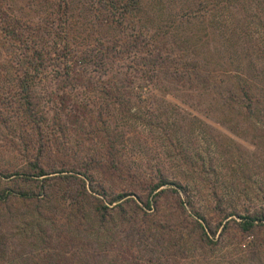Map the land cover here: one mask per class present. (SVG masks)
Instances as JSON below:
<instances>
[{
  "label": "trees",
  "instance_id": "trees-1",
  "mask_svg": "<svg viewBox=\"0 0 264 264\" xmlns=\"http://www.w3.org/2000/svg\"><path fill=\"white\" fill-rule=\"evenodd\" d=\"M144 1L148 0H0V115L12 110L24 116L20 125L42 130L46 118L39 109L36 86L50 77L58 83L60 99L54 125L62 129L64 114L77 128L101 134L108 158L59 162L54 171L58 174L50 177L49 168L35 162L17 173L25 187L1 188L0 210L12 218L23 205L30 216L26 224L42 227L47 222L50 227L46 224L42 244L29 251L7 250L0 228V264H122L125 253L157 234L145 222L151 217L154 195L161 192L178 201L176 210L163 219L169 234L175 232V249L181 250L187 242L184 236L190 237L194 230L205 243L211 232L215 235L205 215L186 214L184 206L192 201L180 198L182 190L187 192L185 185L162 175L142 178L117 160L111 124L116 126L128 111L133 98L128 97L132 95L128 86L135 80L176 92L194 106L203 104L207 115L264 148V47L254 55L250 37L254 23L264 38V20L256 12L264 13V0H243L249 4L251 19L229 38L222 32L220 15L240 0H199L194 9L186 7L175 16H169L168 0H149V5ZM239 32L245 34V48L237 47ZM79 88L100 93L102 103H81L75 105L78 112L73 111L68 94ZM192 91L190 98L184 97ZM224 137L230 153L238 149L232 138ZM89 168L108 173L106 182ZM124 170L129 178L122 176ZM114 182L123 185L118 193L108 184ZM47 183L55 188L52 199L45 190ZM239 217L237 225L243 232L264 226V211L246 210ZM218 225L225 228L227 222L221 218ZM130 236L131 242L124 243Z\"/></svg>",
  "mask_w": 264,
  "mask_h": 264
},
{
  "label": "rangeland",
  "instance_id": "rangeland-1",
  "mask_svg": "<svg viewBox=\"0 0 264 264\" xmlns=\"http://www.w3.org/2000/svg\"><path fill=\"white\" fill-rule=\"evenodd\" d=\"M148 1L144 4L147 5ZM243 3L245 1L240 0L232 4L220 15L222 32L228 38L251 19L249 4ZM198 4L199 0H168L166 5L169 6V16H175L186 7L194 9ZM256 12L264 20V13ZM253 24L250 37L256 55L264 47V38L260 27ZM239 35L241 39L236 41L237 47L245 48L247 43L242 38L245 34L239 32ZM243 42L244 47L241 46ZM261 62L263 59H260ZM58 69L63 78V67ZM143 83V80H135L128 86L132 91L128 97H133L130 98L128 111L123 112L124 116L120 115L116 126L111 124L117 138V160L121 162V167H130L142 178L157 179L162 175L168 181L185 185L187 192L182 190L180 198L192 201L184 206L186 214L193 216L194 212H200L205 215L215 235L211 232L212 237L205 243L194 230L190 237L184 236L187 242L181 244V250L175 249L172 245L175 232L169 234L166 229L168 221L163 219L176 210L178 201L169 193L154 192V208L150 210L151 217L145 225H152L151 229L157 234L147 238V244L140 241L132 252L125 253L126 261L122 264H264V226L256 225L252 230L243 232L237 225L239 215L246 210L264 211V148L258 149L250 137L232 132L226 124L207 115L202 109L203 104L194 106L176 92H164L154 83ZM57 85L48 77L36 86L39 109L46 118L42 130L20 125L24 116L16 115L12 110H5L0 115V189L25 187L17 173H24L35 162L49 168L50 177L58 174L54 171L60 168L59 162L88 163L90 159L105 162L108 159L106 142L101 134L92 132L90 128H77L78 125L70 124L64 114L62 129L54 125L60 100L55 89ZM194 93L192 91L184 97L190 98ZM68 95L67 102L73 111H77L81 103L92 105L97 102L98 105L103 101L100 93L82 88L70 89ZM224 136L232 138L238 149L230 153ZM89 169L99 180L106 182L108 173ZM122 176L129 178L128 170H124ZM52 184L47 183L45 187L49 199L56 194L54 186H50ZM108 184L115 193L123 187L117 182ZM235 211L237 214H234ZM224 213L232 214L226 217ZM32 215L39 217L37 213ZM28 217L23 205L13 212L12 218L4 208L0 210V228L6 234L4 247L7 250L29 251L31 247H36L34 244H39L38 247L42 244L41 238L46 237V224L50 227V223L43 222L42 227L34 223L26 224ZM221 218L224 223L227 222L225 228H219ZM131 237L125 238L124 243L131 242Z\"/></svg>",
  "mask_w": 264,
  "mask_h": 264
}]
</instances>
